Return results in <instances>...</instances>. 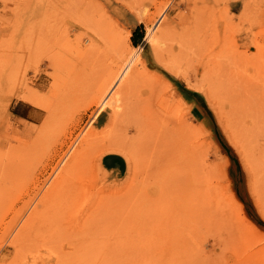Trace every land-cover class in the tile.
<instances>
[{
  "label": "rangeland",
  "instance_id": "374dc122",
  "mask_svg": "<svg viewBox=\"0 0 264 264\" xmlns=\"http://www.w3.org/2000/svg\"><path fill=\"white\" fill-rule=\"evenodd\" d=\"M0 264H264V0H0Z\"/></svg>",
  "mask_w": 264,
  "mask_h": 264
},
{
  "label": "bare ground",
  "instance_id": "6f19581e",
  "mask_svg": "<svg viewBox=\"0 0 264 264\" xmlns=\"http://www.w3.org/2000/svg\"><path fill=\"white\" fill-rule=\"evenodd\" d=\"M129 67H130V64H127L125 70H123V69L121 68L120 70L116 71L115 73L108 74V80H109V83H108L107 86H106V90L108 89V91H107V94L105 95V98L102 97V99L100 100V101H101V102H100L101 105H102V103L104 102V100L106 99V97H108V96L110 95L111 91H114V92H113L112 95H110L111 98H110V102H109V103H111V102L113 101L112 105L114 106V105L116 104V102L119 101V99H120V95H119V94H117V95H119V96L116 95V93H117V89H118V88H116V85H117L119 82L122 81V79L124 78V76H126L125 73H126L127 70L129 69ZM107 69H108V67H107ZM127 74H129V73H127ZM119 85H120V84H119ZM117 87H118V86H117ZM115 95H116V97H115ZM97 102H98V101H97ZM108 105H109V104H108ZM110 105H111V104H110ZM110 105H109V106H110ZM113 106H112V107H113ZM69 170H70V167L66 168V169H65V172L67 173V172H69ZM35 214H36V213H35ZM35 217H36V215H35ZM35 217H34V218H35ZM34 218L32 217L27 223H30L31 221H34ZM26 227H28V225H26ZM24 230H26V229L24 228ZM24 230H22L23 233H24ZM22 231H21V232H22ZM23 233L20 234V232H19V234H20V235L18 234L19 238H22ZM18 236H17V237H18ZM19 240H20V239H19Z\"/></svg>",
  "mask_w": 264,
  "mask_h": 264
},
{
  "label": "snow or ice",
  "instance_id": "6c2138e0",
  "mask_svg": "<svg viewBox=\"0 0 264 264\" xmlns=\"http://www.w3.org/2000/svg\"><path fill=\"white\" fill-rule=\"evenodd\" d=\"M135 42H138V41L135 40V36H134V43H135Z\"/></svg>",
  "mask_w": 264,
  "mask_h": 264
}]
</instances>
